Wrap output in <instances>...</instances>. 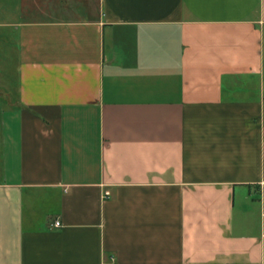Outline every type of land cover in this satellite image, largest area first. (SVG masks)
Instances as JSON below:
<instances>
[{"label": "crops", "instance_id": "0c3cea01", "mask_svg": "<svg viewBox=\"0 0 264 264\" xmlns=\"http://www.w3.org/2000/svg\"><path fill=\"white\" fill-rule=\"evenodd\" d=\"M10 1L0 264H264V0Z\"/></svg>", "mask_w": 264, "mask_h": 264}, {"label": "rangeland", "instance_id": "374dc122", "mask_svg": "<svg viewBox=\"0 0 264 264\" xmlns=\"http://www.w3.org/2000/svg\"><path fill=\"white\" fill-rule=\"evenodd\" d=\"M16 1H19V0H16ZM34 1L32 0V3ZM49 1L50 0H38L36 4L33 3L32 6L34 8L32 9L33 10L32 12L47 13V9L49 7H51V4H49ZM24 2H25L24 0H21V1L18 2V4L16 6L20 7V5H21L22 15H24V17H25V16H28L29 14H28V12L26 13V12H23V11H24V9H25V11H30V6H31L32 3L31 4H27V3H24ZM27 2H29V1H27ZM83 2H84V4L86 3V5H85L86 9L88 7H91L89 9H92V7H93L92 6V1H90V0H69L68 3H65L64 0L63 1L62 0H53V4L55 3L57 5V7H59V9H63L64 8V9L69 10L71 17H73V16L76 17L77 16V12L81 11V8H82V10H84ZM10 3L13 5V4H15V1L11 0ZM56 9H58V8H55V10ZM31 14H33V13H31ZM255 195L261 197V195L259 193H255Z\"/></svg>", "mask_w": 264, "mask_h": 264}, {"label": "built area", "instance_id": "2783aa9c", "mask_svg": "<svg viewBox=\"0 0 264 264\" xmlns=\"http://www.w3.org/2000/svg\"><path fill=\"white\" fill-rule=\"evenodd\" d=\"M263 217H264V213H263ZM59 225V224H58Z\"/></svg>", "mask_w": 264, "mask_h": 264}]
</instances>
